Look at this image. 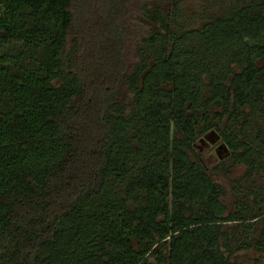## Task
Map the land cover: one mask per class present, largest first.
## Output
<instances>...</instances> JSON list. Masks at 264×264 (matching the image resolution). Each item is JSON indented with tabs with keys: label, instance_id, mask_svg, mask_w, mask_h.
<instances>
[{
	"label": "trees",
	"instance_id": "obj_1",
	"mask_svg": "<svg viewBox=\"0 0 264 264\" xmlns=\"http://www.w3.org/2000/svg\"><path fill=\"white\" fill-rule=\"evenodd\" d=\"M203 1L189 18L174 0H0V264L264 254V212L228 210L195 148L241 119L221 138L256 170L264 0Z\"/></svg>",
	"mask_w": 264,
	"mask_h": 264
},
{
	"label": "rangeland",
	"instance_id": "obj_2",
	"mask_svg": "<svg viewBox=\"0 0 264 264\" xmlns=\"http://www.w3.org/2000/svg\"><path fill=\"white\" fill-rule=\"evenodd\" d=\"M174 1L181 2L184 8L183 12L189 18H192L194 12L198 11L201 6L206 5L203 0ZM158 4H160L159 9L162 13L166 14L170 5L167 2ZM140 23L147 27L146 22L140 21ZM252 120L251 125L245 126V128L248 127L247 136H254L257 130L264 132V121L259 118ZM242 122L243 120L239 119L235 124L232 121L219 123L220 133L211 130L202 134L197 139L195 148L202 154L212 180L221 186L222 200L228 210H234L236 198L239 197V200L250 210L264 212V163H261L262 157H264V148L258 151L261 153V158L256 157L258 158L256 170H250L249 167L233 160L232 151L226 147L221 138V133L228 134L234 132L236 128L240 130ZM149 261L154 263L152 257L149 258ZM229 261L231 264H264V254L255 251L253 247L243 248L235 251L229 257Z\"/></svg>",
	"mask_w": 264,
	"mask_h": 264
},
{
	"label": "flooded vegetation",
	"instance_id": "obj_3",
	"mask_svg": "<svg viewBox=\"0 0 264 264\" xmlns=\"http://www.w3.org/2000/svg\"><path fill=\"white\" fill-rule=\"evenodd\" d=\"M220 148H222V146H220Z\"/></svg>",
	"mask_w": 264,
	"mask_h": 264
}]
</instances>
